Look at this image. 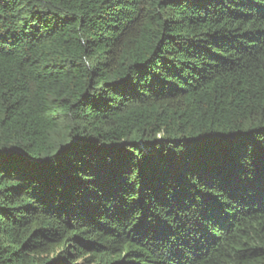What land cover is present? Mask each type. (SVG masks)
Wrapping results in <instances>:
<instances>
[{"label": "trees", "instance_id": "trees-1", "mask_svg": "<svg viewBox=\"0 0 264 264\" xmlns=\"http://www.w3.org/2000/svg\"><path fill=\"white\" fill-rule=\"evenodd\" d=\"M0 264H264V0H0Z\"/></svg>", "mask_w": 264, "mask_h": 264}]
</instances>
